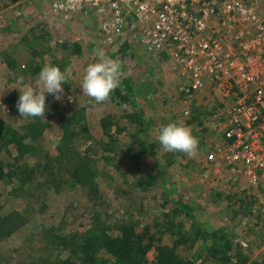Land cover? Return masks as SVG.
I'll use <instances>...</instances> for the list:
<instances>
[{"label": "trees", "instance_id": "trees-1", "mask_svg": "<svg viewBox=\"0 0 264 264\" xmlns=\"http://www.w3.org/2000/svg\"><path fill=\"white\" fill-rule=\"evenodd\" d=\"M9 2L12 4L13 1ZM34 10L38 11L36 8ZM53 13L59 15L62 21L67 20L53 11L49 17ZM54 27L55 23L51 21L39 20L36 27L31 26L30 30L38 29V33L34 32L36 41L38 39L47 42L52 37L50 29ZM57 28L59 26L55 28L59 32ZM126 30L124 28L111 43L103 45L114 47L109 58L119 61L120 56L132 54L129 38L132 39L133 36ZM62 34L65 35V42H61V47L67 48L70 41L74 45V51L79 53L82 42L78 37L64 27ZM127 34L129 36H126ZM51 52L47 44L37 46L32 55L38 61L32 60L19 65L15 55L1 50L0 57L6 63V68L15 72L14 77L10 75L8 80H16L18 76H23L26 80L29 75L35 79L41 68L46 65L44 55ZM51 64L57 65L56 60L51 61ZM149 90L150 88L144 89L145 92ZM139 94L129 77L122 75L121 84L111 93V98L117 99V104L123 106V111L118 118L109 113L100 117L99 123L108 140L97 143L100 148L99 159L106 162L114 159L112 162L117 170L122 167L124 159L122 155L132 160V165L128 169L133 180L128 182L126 179V188L114 189V197L109 199L102 194L101 182L97 180L99 171L94 156L98 154L86 149V141L80 143L74 141L76 136L80 135L78 130L75 131V125L82 120L80 110H75L68 118L63 116V133L56 144V152L49 155L47 151H43V155L48 159L38 158L32 163L26 159L33 158L37 152L42 154L38 143L42 128L45 126L42 118H24L25 121L22 120L19 124L20 129L0 120V181L12 182L16 194H23L25 189L33 186L34 189L29 192H36L39 187L40 193L43 190L44 196L47 197L52 193L57 194L62 187L69 184V187L84 188L87 195L84 205L77 207L75 212L89 216L88 226L78 224L67 231H64V228H68L67 225L44 228L41 233L42 243L33 250L32 258L26 260L24 264H264V257H251L249 245L246 243L244 245L231 225L216 227L199 220L195 207L192 206L193 202L181 200L179 197L174 198L175 188L165 182L167 170L175 165V157L183 152H166L162 149L157 140L160 126L171 121L183 124L195 122L192 129H195L194 136L198 138L201 150L206 146V140L202 136L203 131L208 128L205 121L215 123L211 131H216L222 120L215 117L214 113L217 111L214 105L218 101L215 99L214 105L209 103V99L207 102L202 101L206 99H201L196 104L192 103L188 113L181 111L182 114L190 115L189 118L174 111L170 119L162 118L150 132L152 120L145 109L140 107ZM181 95L182 92L179 96ZM5 102L10 104L12 113L20 116L16 108L17 102L11 95L5 98ZM46 105L48 106L46 113L56 112L57 103L48 101V97ZM120 132L129 136L130 141L124 148L114 146L118 142L116 135ZM220 136L224 137L221 142L223 144L227 139L224 131ZM147 158L153 159V162L144 173L131 170L132 167L140 166V162ZM205 162L210 163L209 160ZM106 177H109L106 183L112 186L110 176ZM159 182L165 186L161 203L165 210L157 215L148 216L147 210L142 209L141 204H138L139 208L131 205L124 208L113 203L114 199L130 202L129 198L135 195H140L139 199L142 200L141 195L157 189ZM258 190L246 187L238 192L224 193L229 202L226 208L230 209V217L239 214L248 216L254 205L260 207ZM212 194L214 197L222 195L221 191H214ZM39 202L41 204L39 203L38 210L41 213L46 209L47 203L43 200ZM77 214L75 216L78 217ZM29 221L22 210L0 212V242L19 231ZM255 228L248 227L252 231Z\"/></svg>", "mask_w": 264, "mask_h": 264}, {"label": "rangeland", "instance_id": "rangeland-1", "mask_svg": "<svg viewBox=\"0 0 264 264\" xmlns=\"http://www.w3.org/2000/svg\"><path fill=\"white\" fill-rule=\"evenodd\" d=\"M243 1L253 8L255 16L264 21V0ZM35 8L38 11L34 10ZM51 11L47 6V0H18L17 3L12 2V4L9 0H0V51H9L16 56L19 65H24L32 60L38 61L32 55V51L37 46L42 47L47 44L52 52L44 55L45 64H51V61L56 60V66L66 72L68 82L64 85L65 92L62 100L55 101L52 96L46 94L48 101L56 102L58 107L54 114L45 113V117L42 118L45 126H43L41 136L38 138L42 154L37 152V155L33 158H27L26 161L32 163L38 158L48 159L43 155V151H47L49 155L54 154L56 144L63 133V118H68L75 110H80L82 120L75 125V131L78 130L80 135H77L74 141H79V143L86 141L85 147L98 154V157L94 156L99 171L97 180L101 182L102 194L109 199L114 197V189H125V182L133 180V176H131L128 169L132 165V160L121 154L124 159L121 169L117 170L112 162L115 161L114 159L109 162L99 159L100 148L97 143L108 140L99 121L105 113L118 118L123 111V106L117 104L116 98L113 100L111 97L106 102L98 104L94 99L84 94L79 85L85 74L86 66L99 59L96 54L97 50H103L106 56L109 57L114 47L103 46L106 43L102 38L100 26L105 18L95 16L92 13L88 16L75 13L67 20L62 21L59 15H54V13L49 17L48 14H51ZM36 19L37 21L45 20L55 23L56 27L59 26L57 28L59 32L54 27L50 29L52 37L49 41L45 42V40H38L37 38L36 41L34 37L38 33V29L30 30L31 26L36 27ZM63 27L65 30L71 31L82 42L79 53L74 51V45L70 41L67 48L61 47V42H65V35L62 34ZM245 27L248 31L247 37L251 41L252 38L256 37V29L250 24L245 25ZM34 32L36 33L34 34ZM129 39L132 45L130 49L132 54L120 56L118 62L122 65V75L129 77L135 90L140 93L138 95L140 107L145 109L146 114L152 120L150 132L153 131L162 118L170 119L174 111L176 114L177 112L181 113L182 110L187 109L188 111L192 103L196 104L201 99H206L202 100L203 102H207V99H209L211 105L215 104L216 99L218 102L214 105L217 107V111L214 112L215 117L225 119L227 108L233 103L225 99L229 102L227 107L219 101L221 90L218 89L217 85L211 83L210 77L205 74L204 70L201 71V74L206 75L207 86L200 92L185 94L180 90V86L185 85L187 87L189 78L191 79L194 74L193 71L189 69L185 71L183 66L177 64L166 53H156L153 57V54H148V52L139 48L134 38ZM98 44L102 46L100 47ZM239 56H241V53ZM199 66L204 68L202 63ZM14 73L6 68V63L0 57V105L3 106H0V120H4L5 123L18 128L20 122L25 121V119L19 118L21 115L17 116L12 113L10 104L5 102L8 95H11L16 102L19 98V91L12 89V87H20L17 84V79L8 80L10 75L14 77ZM35 80L36 77L34 79L29 75L24 83L34 85ZM149 81L151 82L150 85L148 84ZM146 88H150V90L145 92L144 89ZM181 92L183 95L180 97ZM182 116L189 118L190 115L183 113ZM194 124L195 122L185 125L192 129ZM205 126H208V128L203 131L202 136L206 140V146L201 150L198 149V152L193 156L181 153V155L175 157V165L167 170L168 175H166L165 182L175 188L174 198L179 197L181 200L193 202L192 206L195 207L196 217L199 220L216 227L231 225L244 245L245 243L249 245L248 250L251 252V257H264V211L261 207L254 205L250 215L239 214L230 217V209L226 208L229 202L224 197V193L238 192L250 186L244 177H238L236 180H226L214 175L212 171L213 163H206L207 158L205 155L214 145L220 144L222 140L221 132L219 131L220 128L211 131L213 124H210L209 121H205ZM194 130L192 129L193 135ZM116 138L118 142L114 146L122 148L130 141L129 136L124 132L118 133ZM90 143H94L98 147H89ZM152 162L153 159H144L140 162V166L132 167L131 170L136 173H144ZM227 173L225 172L226 175ZM108 175L111 178L112 186H108L106 183L109 181V177H106ZM159 183L157 189L141 195L143 196L142 200L139 199L140 195H135L129 198L131 204L128 200L123 199L120 201L114 199L113 203L124 208L130 207V205L138 208L142 206V209L147 210L148 216L157 215V213L165 210L164 206H161L162 192L165 186L164 183ZM69 186V184H66L57 194L52 193L46 197L43 190L40 193L39 187L36 192H29V190L34 189L31 186L29 189H25L23 194H16L14 192L15 185L12 182L0 181V212L11 209L22 210L30 220L19 231L0 242V264H24L26 260L32 258L33 250L42 243L41 233L44 228L52 225L58 227L67 225L68 228H64V231H67L78 224L88 226L89 216L87 214L82 215L81 212H75L77 207H81L84 205L83 202L86 201L85 190L81 187ZM214 191H221L222 195L214 197L212 194ZM40 200L47 203L46 209L41 213L38 210L41 204ZM76 214L78 217L75 216ZM254 226L256 227L254 231L248 229V227L254 228Z\"/></svg>", "mask_w": 264, "mask_h": 264}, {"label": "built area", "instance_id": "built-area-1", "mask_svg": "<svg viewBox=\"0 0 264 264\" xmlns=\"http://www.w3.org/2000/svg\"><path fill=\"white\" fill-rule=\"evenodd\" d=\"M50 7L66 19L75 13L105 18V43L125 28L143 51L171 56L194 73L180 86L185 94L207 86L204 70L221 90L219 101L233 103L218 124L229 141L214 145L206 158L215 176L244 177L259 189L264 211V21L251 6L243 0H51ZM249 24L257 33L251 41Z\"/></svg>", "mask_w": 264, "mask_h": 264}, {"label": "clouds", "instance_id": "clouds-1", "mask_svg": "<svg viewBox=\"0 0 264 264\" xmlns=\"http://www.w3.org/2000/svg\"><path fill=\"white\" fill-rule=\"evenodd\" d=\"M96 54L99 59L86 66L79 86L84 94L99 104L109 100L111 93L120 86L122 65L107 57L103 50H97ZM66 83H68L66 72L52 64H46L41 68L34 85L25 84L24 77L18 76L17 84L20 87L12 89L20 93L16 108L21 117L44 118L48 107L46 94L52 96L55 101L62 100ZM157 140L166 152H183L193 156L199 149V140L192 134V129L177 121L162 124L158 130Z\"/></svg>", "mask_w": 264, "mask_h": 264}, {"label": "crops", "instance_id": "crops-1", "mask_svg": "<svg viewBox=\"0 0 264 264\" xmlns=\"http://www.w3.org/2000/svg\"><path fill=\"white\" fill-rule=\"evenodd\" d=\"M13 1V3H17V1L18 0H12ZM50 2H51V0H47V6L50 8V10H51V7H50ZM46 4V3H45ZM46 6V5H45ZM41 11V10H40ZM48 16H49V14H48Z\"/></svg>", "mask_w": 264, "mask_h": 264}, {"label": "water", "instance_id": "water-1", "mask_svg": "<svg viewBox=\"0 0 264 264\" xmlns=\"http://www.w3.org/2000/svg\"><path fill=\"white\" fill-rule=\"evenodd\" d=\"M90 146H94L95 148L98 147V146H97L96 144H94V143H90L89 147H90ZM86 149H87V150H90V148H88V147H87ZM90 151H92V150H90Z\"/></svg>", "mask_w": 264, "mask_h": 264}]
</instances>
